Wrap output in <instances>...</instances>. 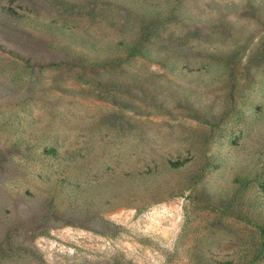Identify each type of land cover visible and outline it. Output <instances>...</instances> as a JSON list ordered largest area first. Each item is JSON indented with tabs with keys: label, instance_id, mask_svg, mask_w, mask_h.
<instances>
[{
	"label": "rangeland",
	"instance_id": "1",
	"mask_svg": "<svg viewBox=\"0 0 264 264\" xmlns=\"http://www.w3.org/2000/svg\"><path fill=\"white\" fill-rule=\"evenodd\" d=\"M0 264H264V0H0Z\"/></svg>",
	"mask_w": 264,
	"mask_h": 264
},
{
	"label": "trees",
	"instance_id": "2",
	"mask_svg": "<svg viewBox=\"0 0 264 264\" xmlns=\"http://www.w3.org/2000/svg\"><path fill=\"white\" fill-rule=\"evenodd\" d=\"M135 52L137 53V50Z\"/></svg>",
	"mask_w": 264,
	"mask_h": 264
}]
</instances>
